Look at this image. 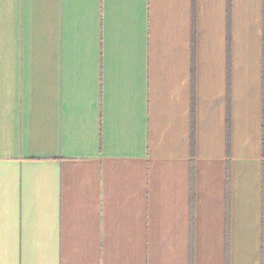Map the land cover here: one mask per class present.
Instances as JSON below:
<instances>
[{
    "label": "crops",
    "instance_id": "1",
    "mask_svg": "<svg viewBox=\"0 0 264 264\" xmlns=\"http://www.w3.org/2000/svg\"><path fill=\"white\" fill-rule=\"evenodd\" d=\"M263 44L264 0H0V264H264Z\"/></svg>",
    "mask_w": 264,
    "mask_h": 264
},
{
    "label": "trees",
    "instance_id": "2",
    "mask_svg": "<svg viewBox=\"0 0 264 264\" xmlns=\"http://www.w3.org/2000/svg\"><path fill=\"white\" fill-rule=\"evenodd\" d=\"M227 42L229 43V40ZM263 54H264V44H263ZM263 143H264V130H263ZM190 180H191L190 206H191V224H192V221H193L192 208L194 205V191H193L194 168L192 164H191V169H190ZM191 251H192V243H191Z\"/></svg>",
    "mask_w": 264,
    "mask_h": 264
}]
</instances>
